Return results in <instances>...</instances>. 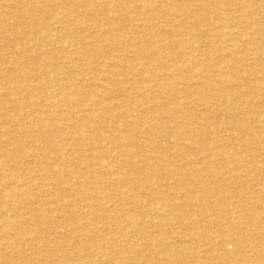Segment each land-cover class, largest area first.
<instances>
[{
  "label": "bare ground",
  "instance_id": "1",
  "mask_svg": "<svg viewBox=\"0 0 264 264\" xmlns=\"http://www.w3.org/2000/svg\"><path fill=\"white\" fill-rule=\"evenodd\" d=\"M46 1L18 0V3L27 6L29 14L36 11L41 15H51L47 12L50 7L54 9L58 2L63 11L58 20L67 26H59L61 30H55L53 24L57 21L51 22L52 26L46 22L47 25L41 24L44 30L38 32L40 29L36 30L37 20L33 22V15L30 17L25 13V17L21 12L16 15L18 8L15 7L11 18L16 27L26 28L22 31L26 35L22 42H17L18 47L11 46L16 40L11 44L7 40L6 46L9 44L12 57H29V65L34 67L36 59L30 54H35L30 52L27 35L44 46L43 42L48 37L49 41L58 43L56 46L60 51L63 45L57 39L67 29H81L82 17H87L94 24L91 29H86L91 32V41L85 42L83 37L73 39V43L66 40V43L73 44L71 53L77 58V61L72 57L71 61H66L78 71V81L76 79L75 83H71L70 78H66L67 72L64 74L56 63L51 61L48 65L59 70L51 77L54 87L60 91L61 101L67 106V109L64 106V111H59L63 112L64 122L70 121L72 137L78 140L81 134L86 135L87 144L98 149L99 154L95 152L97 156L93 154L86 159L83 147H75L76 143L72 144L68 138L55 143L50 139L52 142L44 144L37 164L43 165V175L58 187L64 176L77 181L74 189L80 192L74 196L78 205L70 212L78 210L79 201L85 202L86 208L80 209L79 213L90 216L91 221L89 224L79 222L72 225L63 213L66 202L61 190L49 194L58 201L54 212L61 217L59 222L71 224L72 228L68 229L75 232L71 241L77 251L69 253L62 247L63 243L55 244L53 239L55 242L52 245L45 234L38 235L41 224L38 223L39 217L38 220L34 218L37 209L30 199V203L26 204L28 188L25 193L21 191L24 197L18 196V188H13L7 194L17 201L15 204L20 206L18 210L21 211L12 210L14 220L10 221L11 225L3 224L4 221L0 224L4 237L1 247L5 250L3 255L0 254L3 259L0 264H264V0H133L137 4L134 6L138 16L130 21H134L131 29L125 31V18L122 20L119 12L129 10L131 4L121 7L118 0H85L81 4L75 3V0H54L47 8ZM89 5L97 9L93 11L94 8ZM93 12L100 13L102 21ZM55 17L54 20H57ZM100 26L107 27H101L96 33L94 29ZM12 29H0L2 39L12 34ZM143 31L148 32L145 34ZM121 33H127L129 39H137L139 33L142 41L139 38V44H131L129 39H122ZM13 35H16L15 32ZM151 38H157V44H153L155 40L151 41ZM99 47L103 49L99 50ZM98 58L101 63H95ZM12 62L7 63V67L16 73V91L35 92L38 88L36 84L40 86L51 79L47 74L49 70L43 71L45 75L42 78L38 77L39 74L30 73V70L24 75L19 70L22 66L17 70V63ZM7 73L3 74V70L0 73L3 84ZM24 81L25 84L22 83ZM16 91L12 92L13 95ZM46 92L38 93V100L50 101L51 107L56 106L59 100L54 95L57 93ZM6 97L0 96V100L4 99V102L0 101V107L11 101ZM31 97H28L31 100L29 105H35L34 97ZM16 100L19 107L21 102L18 97ZM25 106L27 108L26 104L22 108ZM241 106L248 109L245 114L239 110ZM44 112L43 106H39V110L32 113L34 120L41 121ZM1 116L9 119L10 115ZM44 127L48 128L46 124ZM18 132L19 129H2V134L7 137ZM18 150L15 148L12 151L18 153ZM111 154L120 166L111 163L113 159L107 162ZM47 158L52 161H47ZM20 167L11 169L16 174ZM98 168L105 169L97 172ZM153 175L158 179L156 184L151 182ZM4 176L6 178L7 175ZM22 176L16 174L17 180ZM92 181L96 186L89 183ZM88 184L92 188H88ZM41 186L48 190L44 184ZM103 191L106 195L102 194ZM81 193H85L86 197L81 198ZM211 197H214L213 201L209 199ZM49 198L44 202L49 203ZM10 211L9 208L6 212ZM24 214L28 217L23 218ZM79 215L75 214L76 217ZM43 219L47 225L58 229L60 224L54 218L48 215ZM27 225L38 234H26ZM78 227L83 228L81 231L84 230L89 239L79 238ZM20 235L21 239H28L33 250L27 253L23 250L25 245H21L20 255L15 257L14 253L18 250L13 245ZM91 239L93 244L89 243ZM137 243L142 244L139 252ZM99 250L106 253L104 257L97 256ZM142 253L148 257L145 263Z\"/></svg>",
  "mask_w": 264,
  "mask_h": 264
},
{
  "label": "rangeland",
  "instance_id": "2",
  "mask_svg": "<svg viewBox=\"0 0 264 264\" xmlns=\"http://www.w3.org/2000/svg\"><path fill=\"white\" fill-rule=\"evenodd\" d=\"M1 2H0V4H2V6L0 5V29H2V28H4V29H8V30H11L12 28V31H13V33L12 34H10V35H7V37H6V39H2V36L3 35H1L2 33H0V61L1 62H3L2 64H1V62H0V73H2V70H3V74H5V72L8 74L7 76H6V78L8 79H6V81H5V84H3L2 82H0V96H2V97H4L5 95H7L10 99H11V101L9 102V103H7L6 104V106L4 105L3 107L1 106L0 107V224H2L3 223V221H4V223L3 224H5V225H11L10 223L11 222H13L12 221V215H14V214H12L13 213V211L12 210H18V208L20 207L18 204H15V203H17V201H14V200H12L8 195L9 194H7L8 192H11L12 191V189L13 188H18L19 190H20V194L18 195V196H22L23 195V197H24V195L25 194H28V196L27 195H25V197H29V198H27L26 200H28V202L26 201V204H29L31 201H33V206H35V209H37L36 210V215H35V219L36 220H40V221H38V223H39V225L41 224V233L40 234H38L37 233V231L36 230H34V228H32V226L30 227V226H28V227H25V228H27V230H28V232L26 233V234H38V235H41L42 234V236L44 235L45 237H47V239L46 240H50L49 241V243L50 244H52V245H54V242L55 241H53V239L54 240H56V242H55V244H58L59 242H61V244L63 245L62 247H64V249L67 251V252H69V253H74V251H77L76 249H77V247L74 245V243H72L73 241H71V240H73L74 239V237H75V232H73L72 230L71 231H69V229H70V227L72 228V225H78V223L79 222H84L85 224H89L90 223V221H91V219H90V216H88V215H82V214H80L79 212L80 211H82L83 209H85L86 208V203L85 202H82V201H79L80 202V207H78V210H76L75 212H73V213H71L70 212V210H72V208H73V210H75L76 209V207H77V205H78V202L76 201V199H75V196H74V194L75 193H77L78 191L77 190H75L74 189V187H76L77 186V181H75V180H73V179H68V178H66L65 176L64 177H61V180H60V187H58L56 184H53L52 182H50V180H48L44 175H43V165H37V164H39V162H38V160H39V158H38V156L40 157V153H42V150H44V144L45 145H48L47 143L48 142H52V140L54 141V143L55 142H59V141H61L62 140V138H68L69 140V142L71 141V143L73 142L74 144H75V147L76 146H82L83 147V150H84V154H83V157L84 158H86V159H88V158H90L91 156L90 155H95V156H97L98 154H99V152H98V149H93V148H91V146H89L88 144V140H87V136L85 135L84 136V134H81L80 136H79V139L78 140H76L75 138H73L72 137V134H71V132H72V129L70 128V125H71V123H70V121L69 122H64V120L65 119H63L62 117H63V115H62V113L63 112H60V111H64L65 110V108L67 107V106H65L66 104H65V102L64 101H61V94H60V91L59 90H57L56 89V87H54V81H53V77H51V75H53L55 72H59V70L56 68V69H54V67H50V65H48V64H51L52 62L53 63H56L58 66H61V68H62V71L64 72V74L66 75V78L67 77H69L70 78V82L71 83H75V80L77 79V81H78V79H79V75H77V73L76 72H78L77 70L75 71V69L74 68H72V66L70 65L71 64V62L70 63H68L67 61H71V57H72V59H74L75 61H77V58H76V56L75 55H73L72 53H71V51H72V48H73V44H69V42H72L73 43V39H79L80 37L82 38L83 37V40L86 42V41H91V38H90V31H86V29L88 30V29H91L92 28V26L91 25H93L94 26V24H92L90 21H88V18L87 17H82L81 18V20L83 21V23H82V21H81V25L80 26H83L81 29L80 28H75V29H67V31L63 34H61V37H59V39H57V40H61V42L59 43V44H61V45H63V50L65 49V47H67L64 51L63 50H60V51H58V49H57V44L58 43H56V42H51V41H49V38L47 37L46 38V41L45 42H47V40H48V43H45V42H43V44H45V46L44 45H39L38 43H37V40L35 39V40H32L33 38L32 37H30V35H27V38L29 39L28 40V42H29V47H30V52L31 53H34L35 54V56L33 55V54H30V55H32V57H34L35 59H36V62H35V65H34V67H33V65L31 66V65H29V57H25L24 58V56H22V58L23 59H21V56L20 57H18V58H14V57H12V55H10V53H12V50H10L9 49V44L6 46V42H7V40L8 41H10V44L11 43H14V40H16L15 41V43L14 44H12L11 46H15V47H18L19 46V42H22L23 41V36H25L26 34H24L22 31H24V30H26V28L23 26V27H16L15 26V22H13V20H12V18L11 17H13V10H14V8L16 7V9L17 10H15V12H16V15L17 14H20V12H21V15H24L25 17H26V14L28 13V12H30L29 10H28V7L26 6H24V4H19L18 3V0H0ZM15 1H16V3H15ZM48 1V0H47ZM47 1L45 2L46 3V6H48L47 8H49L51 5H52V3H53V1L54 0H49V2L47 3ZM66 1V0H65ZM68 1V0H67ZM75 1H77V2H75V3H78V2H80V3H78V4H81V3H83V2H85V0H82V1H78V0H75ZM131 0H122V1H120V0H118V2H119V6H120V4H122L121 5V7H124V6H126V5H130V9L128 10V9H124V10H121L120 12H119V17L123 20L124 18H125V20H124V22L123 23H125L126 22V27H124L125 29H124V31L125 30H129V29H131V25L133 26V22L131 23L130 21L132 20V18H134V17H136V16H138V12L136 11V8H135V6L134 5H137L136 4V2H134L133 0L130 2ZM12 2V3H11ZM52 2V3H51ZM129 2V3H128ZM10 5H9V4ZM127 3V4H126ZM132 3H134V4H132ZM15 6H14V5ZM4 5V6H3ZM5 5H6V7H5ZM13 5V6H12ZM134 7H133V6ZM18 6V7H17ZM56 6H57V9H56ZM93 7L94 8V10L93 11H95L97 8L95 7V6H93V5H89V7ZM55 8L53 9L52 7H50L51 9H49L50 11L49 12H47V13H52L51 15L50 14H47V15H41L40 13H38V12H31L30 14L28 13L27 14V16H29L30 15V17H32V15H33V19H34V21L33 22H35L36 20V23H37V26H36V30H38V29H40V31H38V32H42L43 30H44V28H43V26L41 25V24H45V25H47L46 24V22H48V24H51V26H52V23H54V21H57V22H55L53 25L55 26H53L54 28H55V30L57 29V30H59L62 26L64 27L65 25H66V23L64 22L63 24H61V22L58 20V19H60V16H61V14H63V11H62V9H60V7H59V5H58V2L57 3H55V6H54ZM59 7V8H58ZM135 10H131L132 8ZM81 8H82V6L81 7H79V9L81 10ZM19 9H22V10H20L19 11ZM54 12H53V11ZM56 10V11H55ZM131 10V11H130ZM7 11V12H6ZM123 11V12H122ZM132 11L135 13V14H137V15H135L134 13H132ZM19 12V13H18ZM127 12V13H126ZM129 12V13H128ZM6 13V14H5ZM26 13V14H25ZM60 15H59V14ZM93 13H95L96 14V17H98V19L99 20H101L102 21V15H101V17H100V13H97V12H93ZM126 15H125V14ZM131 13V14H130ZM161 13V15L163 14L162 12H160ZM11 14V15H10ZM32 14V15H31ZM35 14V15H34ZM36 14H37V16H36ZM40 14V15H39ZM57 14V15H56ZM8 15H9V17H8ZM16 15H14V16H16ZM50 15V16H49ZM56 17H55V16ZM129 15H130V17H129ZM133 15H135V16H133ZM126 16V17H125ZM54 17L55 18H57V20H54ZM168 18H170L169 16H167ZM38 18H41V19H38ZM44 18V19H43ZM47 18H48V20H47ZM87 18V19H86ZM166 17H164V18H162V19H165ZM2 19V20H1ZM36 19V20H35ZM64 19V18H63ZM86 19V20H85ZM129 19V20H128ZM3 20H5V21H3ZM12 20V21H11ZM41 20L42 21H44V20H46V21H44V22H41ZM53 20V21H52ZM84 20H85V22H84ZM122 20H121V22H122ZM11 21V22H10ZM129 23H128V22ZM3 22V23H2ZM39 22V23H38ZM41 22V23H40ZM52 22V23H51ZM128 23V24H127ZM5 24V25H4ZM8 24V25H7ZM13 24V25H12ZM56 24V25H55ZM115 25H117V22H115L114 23ZM168 24H170V23H168ZM7 25V26H6ZM12 25V26H11ZM39 25V26H38ZM41 25V26H40ZM103 25H106V24H103ZM15 26V27H14ZM58 26V27H57ZM59 26H61V27H59ZM67 26V25H66ZM90 26V27H89ZM2 27V28H1ZM40 27V28H39ZM89 27V28H88ZM101 27L102 28H106L107 26H105V27H103V26H100L99 28H95L94 29V31L95 30H97V31H95L96 33H99L100 32V29H101ZM10 28V29H9ZM34 28H35V25H34ZM43 28V29H42ZM166 29H167V27H165ZM165 28H163V31H165L164 29ZM23 29V30H22ZM76 29H77V31H76ZM84 29V30H83ZM99 29V30H98ZM61 30V29H60ZM72 30H74V31H72ZM86 31V32H85ZM14 32H15V34L16 35H13L14 34ZM19 32V33H18ZM73 34H72V33ZM145 34H147V32H145V31H143ZM21 33V34H20ZM22 33H23V35H22ZM68 33V34H67ZM72 35H71V34ZM75 33V34H74ZM142 33V32H141ZM67 34V35H66ZM126 34V35H125ZM125 34H123L122 35V33H121V35H122V39L123 40H125L126 41V39L128 40L129 39V37H128V35H127V33H125ZM22 35V36H21ZM71 35V36H70ZM78 35H79V37H78ZM11 36H13V39L11 38ZM15 36V37H14ZM19 36H21V37H19ZM64 36V37H63ZM68 36V37H67ZM74 36V37H73ZM155 36V35H154ZM31 38V39H30ZM86 38V39H85ZM125 38V39H124ZM140 38V39H139ZM69 40V42H67L66 43V40ZM71 39V40H70ZM88 39V40H87ZM90 39V40H89ZM138 39H139V41L141 40L142 41V39H141V37H139V33H138V38L136 39V38H134V39H129L130 41V43L131 44H134V42H135V44H139L140 42L138 41ZM153 39V40H152ZM56 40V41H57ZM63 40V41H62ZM155 40V41H154ZM58 41V42H59ZM125 41H123V42H125ZM138 41V42H137ZM151 41H154V42H152L153 44L154 43H156L157 44V38H151ZM18 42V43H17ZM28 42H27V45H28ZM64 42H65V46H64ZM128 42V41H127ZM2 43H4L2 46H1V44ZM52 44V45H51ZM134 44V45H135ZM50 45H51V47H50ZM7 49H6V48ZM33 47V48H32ZM45 47V48H44ZM3 48H4V50H3ZM38 48V49H37ZM54 48V49H53ZM35 49V50H34ZM71 49V50H70ZM99 50H102L103 48L102 47H99L98 48ZM106 49V48H105ZM6 50V51H5ZM40 50V51H39ZM46 51V52H44V51ZM52 50V51H51ZM44 53H43V52ZM68 51H70V52H68ZM167 51V50H166ZM166 51H164V52H166ZM38 53V54H37ZM54 55H53V54ZM39 54H41V55H39ZM44 54H45V56H44ZM51 54H52V56H51ZM112 54H115L114 52H112ZM7 57H6V56ZM10 55V56H9ZM70 55V56H69ZM3 56V57H2ZM38 56H41L40 58L38 57ZM54 56V57H53ZM64 56V57H63ZM107 56V55H106ZM47 57V59L45 60V58ZM58 57V58H57ZM6 58H8V59H6ZM27 58V59H26ZM39 58V59H38ZM50 58V59H49ZM5 60V61H2V60ZM10 59H12L11 61H10ZM14 59V60H13ZM16 59V60H15ZM60 59V60H59ZM9 62H8V61ZM18 60V61H17ZM20 60V61H19ZM42 60H45V62H43ZM67 60V61H66ZM101 59H97L96 61H95V63H101V62H99ZM13 61V62H12ZM27 61V62H26ZM41 61V62H40ZM48 61H49V63H48ZM52 61V62H51ZM17 63L16 65L18 66L17 67V70H18V68H19V66L21 67L22 66V70H21V68H19V70H20V72L21 73H23L24 75H27V73L29 72V70H30V73L32 72V73H36L37 75L39 74V78H42L45 74H44V72L45 71H48L47 72V74L51 77V79L49 80V81H47L46 83H43L45 86H43V84H41L40 86L39 85H37L36 83H33V84H36V87L38 86V88L35 90V92H32V93H30V92H28V90H21L20 88H18V89H20V90H18V91H16L17 90V87H16V84H15V81L17 80L16 79V73H15V71H13V70H8V67H7V63L9 64V63ZM46 62H47V64H46ZM64 62V63H63ZM40 63V64H39ZM43 63V64H42ZM44 63H45V65H44ZM83 63V62H82ZM18 64H20V65H18ZM65 64V65H64ZM67 64V65H66ZM64 66L66 67V68H64ZM3 67V68H2ZM26 67V68H25ZM31 67V68H30ZM47 67H50L49 69L47 68ZM24 68V69H23ZM29 68V69H28ZM64 68V69H63ZM72 68V69H71ZM32 69H33V71H32ZM25 70H27V71H25ZM40 70H42V71H40ZM51 70V71H50ZM65 70V71H64ZM10 71V72H9ZM25 71V72H24ZM44 71V72H43ZM73 71L75 72V73H73ZM38 72V73H37ZM52 72V73H51ZM11 73V74H10ZM72 75V76H71ZM13 77H15V78H13ZM54 78H55V76H54ZM73 79V80H72ZM34 81V80H33ZM36 81V80H35ZM40 81V80H39ZM10 82V83H9ZM25 82L26 81H24V82H22V83H24L25 84ZM13 83V84H12ZM21 83V84H22ZM23 84V85H24ZM1 85H3V86H1ZM4 85H6L7 87H9V88H7L6 86H4ZM23 85H21V86H23ZM4 87H6V88H4ZM42 87V88H41ZM15 88V89H14ZM41 89V90H40ZM48 89V90H47ZM13 91H16L15 92V94L13 95ZM42 91V92H41ZM46 91H48V92H46ZM6 92V93H5ZM44 92H46V93H50V94H53V93H57L56 94V96L54 95V98L56 99V100H59V102L56 104V106H54V105H52V107H51V102L50 101H42L41 99L40 100H38V93H44ZM52 92V93H51ZM11 93V94H10ZM27 93V94H26ZM5 94V95H4ZM59 94V95H58ZM29 96H32L31 98H33L34 100V103H36L35 105H29V103L31 102V100H29L30 98H28ZM8 97H6V98H8ZM18 97V101H20L21 102V104H20V106L19 107H17L18 106V103L16 102L17 100H16V98ZM36 97H37V99H36ZM13 98V99H12ZM88 98H91V97H89L88 96ZM88 98H87V100H88ZM22 99L24 100V101H22ZM26 99V100H25ZM62 100H63V98H62ZM87 100H84V101H87ZM1 102H4V99H1L0 100ZM41 101V102H40ZM41 103L43 104V105H41ZM60 103V104H59ZM23 104H26L27 105V108H26V106L24 107V108H22V105ZM43 106V109H44V113L42 114V117H43V119L41 120V121H35L34 120V118H33V116H32V113H34V111L36 112V111H38L39 110V106ZM46 105V106H45ZM60 105V106H59ZM63 105V106H62ZM85 105H89V103H86ZM10 106V107H9ZM35 106V107H34ZM38 106V107H37ZM64 106H65V108H64ZM30 107V108H29ZM32 107H34L33 109L34 110H31L32 109ZM47 107V108H46ZM58 107H60V108H58ZM64 108V109H62V108ZM4 108V109H3ZM9 108H10V110H9ZM14 110H13V109ZM19 108V109H18ZM51 108H52V110H51ZM55 108H56V110H55ZM86 108V107H85ZM240 108H242V106L240 107ZM239 108V110L241 111V113H246V111L248 110V109H246V108H242V109H244V110H242V109H240ZM36 109V110H35ZM67 109V108H66ZM246 109V110H245ZM30 110V111H29ZM51 110V111H50ZM60 110V111H59ZM4 111V112H3ZM20 111H23V112H20ZM24 111H25V113H24ZM31 111H33V112H31ZM53 111V112H52ZM58 111V112H57ZM27 112V113H26ZM28 112H30L29 114H28ZM52 112V113H51ZM24 113V114H23ZM59 113V114H58ZM2 114H8V116H9V119H6V118H4V116H1ZM13 114V115H12ZM16 114V115H15ZM47 114V115H46ZM54 114H56L55 115V117H54ZM13 117H12V116ZM21 115V116H20ZM53 115V116H52ZM15 116V117H14ZM17 116H19V117H17ZM46 116V117H45ZM52 117H54V118H52ZM240 117H241V114H240ZM244 117V116H243ZM4 118V119H3ZM58 118V119H57ZM11 119V120H10ZM22 119V120H21ZM30 119V120H29ZM33 121H32V120ZM48 119V120H47ZM51 119V120H50ZM56 119V120H55ZM61 119V120H60ZM63 119V120H62ZM10 120V121H9ZM52 120H54V121H52ZM57 120L58 121H60V122H58L57 123ZM7 121V122H6ZM49 121H51V122H49ZM62 121V122H61ZM48 123V124H47ZM55 125H54V124ZM61 123V124H60ZM3 124H4V126H3ZM11 124V125H10ZM44 124V125H43ZM45 124L47 125V127L48 128H45L44 126H45ZM51 124V125H50ZM50 125V126H49ZM61 125V126H60ZM63 125V126H62ZM66 125H68V126H66ZM53 126V127H52ZM56 126V127H55ZM65 126V127H64ZM104 126H105V124H104ZM14 127H16V128H14ZM41 127V128H40ZM5 128H8L10 131H11V129L13 130H15V129H19V131L20 132H18V133H12L10 136H4L3 134H2V129H5ZM29 128V129H28ZM33 128V129H32ZM57 128V129H56ZM58 128H60V129H58ZM21 129H22V131H21ZM40 129V130H39ZM54 129V130H53ZM62 129V130H61ZM65 129V130H64ZM67 129H69V130H67ZM70 129H71V131H70ZM60 130V131H59ZM54 131H55V133H54ZM64 131V132H63ZM25 134H24V133ZM38 132H40V133H38ZM231 132H233V131H229L228 133H231ZM44 133V134H43ZM46 133V134H45ZM56 133H57V135H56ZM69 133V134H68ZM73 133V132H72ZM51 134V135H50ZM22 135H25V136H22ZM28 135V136H27ZM55 135V136H54ZM60 135V136H59ZM61 135H62V137H61ZM68 135V136H67ZM47 136H49V137H47ZM7 139H9V140H7ZM28 137V138H27ZM35 137V138H34ZM55 137V138H54ZM27 138V139H26ZM33 138V139H32ZM49 140H48V139ZM57 138H58V140H57ZM12 139V140H11ZM32 141H31V140ZM38 141H37V140ZM50 139H52L51 141H50ZM85 139V140H84ZM5 142H4V141ZM36 140V141H35ZM42 140V141H41ZM78 141V142H76V141ZM24 141V142H23ZM48 141V142H47ZM81 141V142H80ZM4 142V143H3ZM11 142H13V143H11ZM80 142V143H79ZM83 142V143H82ZM72 143V144H73ZM78 143V144H77ZM88 143V144H87ZM9 144H11L10 146H9ZM42 144V145H41ZM33 145V146H32ZM84 145V146H83ZM22 146H23V148H22ZM38 148H37V147ZM15 149V148H19V150L17 151L18 153H14V151H12L13 149ZM42 148V149H41ZM21 149V150H20ZM64 149V148H63ZM88 149V150H87ZM93 149V150H92ZM27 152H26V151ZM33 150V151H32ZM65 151L67 150V149H64ZM90 150V151H89ZM36 151V152H35ZM92 151V152H91ZM145 151L147 152L148 150L147 149H145ZM21 152V153H20ZM95 152H97L96 154H95ZM145 152V153H146ZM2 153V154H1ZM26 153V154H25ZM28 153V154H27ZM34 153H35V155H34ZM16 154V155H15ZM31 154V155H30ZM113 154V153H112ZM112 154L109 156V157H107V162L109 163V162H111L110 160H112V162L111 163H113L114 165H116L117 167L118 166H120L119 165V163L117 162V158L116 157H114V155L112 156ZM3 155V156H2ZM11 155V156H10ZM22 155H23V157H22ZM8 156V157H7ZM89 156V157H88ZM3 157V158H2ZM4 157H6L7 159H5ZM16 158V159H15ZM4 160V162H3V160ZM18 159V160H17ZM110 159V160H109ZM35 160V161H34ZM47 161H49L50 162V158H47L46 159ZM106 160V159H105ZM52 161V160H51ZM176 162V161H175ZM4 163V164H3ZM30 163V164H29ZM40 163H42V162H40ZM177 163V162H176ZM18 165H20L21 167H20V169L18 170V171H16V174L19 176L20 174L21 175H24V176H22L21 178L19 177V179L17 180V177H16V174H14L15 172H14V170L13 169H11V168H13V167H16V166H18ZM25 166V167H22V166ZM8 166H9V168H8ZM31 168H30V167ZM28 167L30 168V169H28ZM40 169V170H39ZM42 169V170H41ZM103 170L105 169V168H102ZM102 169H100V170H102ZM11 170V171H10ZM26 170V171H25ZM95 170V169H94ZM98 171L97 172H100V170H99V168L97 169ZM118 171H121L120 169L118 170ZM26 172H27V176H26ZM31 173V174H30ZM2 174H3V176H2ZM4 175H7L6 176V178H5V176ZM30 175H34L33 177H31ZM30 176V177H29ZM110 176V175H109ZM9 177V178H8ZM16 177V178H15ZM29 177V178H28ZM110 177H112V178H115L114 176H110ZM4 178V179H3ZM3 179V180H2ZM9 179V180H8ZM23 179V180H22ZM31 179V180H30ZM44 179V180H43ZM35 180V181H34ZM46 180V181H45ZM69 180V181H68ZM155 180V181H154ZM2 181H3V183H2ZM13 181V182H12ZM29 181V182H28ZM39 181V182H38ZM68 183H67V182ZM74 181V182H73ZM130 181V180H129ZM153 181V184L155 183H157V181H158V179H157V177L155 176V175H153V179H151V182ZM21 182V183H20ZM33 182V183H32ZM38 182V183H37ZM42 182V183H41ZM47 182V183H46ZM66 182V183H65ZM69 182H71V183H69ZM2 183V184H1ZM26 183V184H25ZM32 183V184H31ZM65 183V184H64ZM91 185H93V186H96L94 183V181H92V182H89ZM18 184V185H17ZM22 184H24L23 186H22ZM28 184V185H27ZM40 184V185H39ZM45 185V186H47L48 187V190L46 191V189L47 188H42V186L41 185ZM48 184V185H47ZM75 184V185H74ZM90 184H88L89 186H88V188H92L91 187V185ZM32 185V186H31ZM39 185V186H38ZM49 185H50V187H49ZM12 186V187H11ZM19 186V187H18ZM21 186H22V188H21ZM35 186V187H34ZM57 188H56V187ZM28 189H27V188ZM30 187V188H29ZM32 187H34L33 189H32ZM1 188H2V190H1ZM25 189H27V191L25 190ZM36 189V190H35ZM51 189V190H50ZM53 189V190H52ZM63 189V190H62ZM27 192V193H25V191ZM31 190H32V192H31ZM42 190V191H41ZM58 190H61V192H62V195H63V199L65 200V202H66V204H64L66 207H65V210H63V211H65V212H63L64 214H66L67 215V217L71 220V224H68V225H70L69 227H68V225L67 224H65V223H62L61 224V222H59L60 220H59V218L61 219V217H59V215H56L57 213L56 212H54V210H56V208L58 207V201L57 200H55L54 198H52L49 194H53L52 192L54 191L55 193H57L58 192ZM75 190V191H74ZM104 190V189H103ZM21 191H23V192H21ZM29 191L31 192V194H29ZM51 191V192H50ZM71 191V192H70ZM50 192V193H49ZM80 192V191H79ZM22 193V194H21ZM103 195L105 194V192L103 191V193H102ZM31 195V196H30ZM37 195V196H36ZM106 195V194H105ZM109 194L107 193V196H108ZM47 198H46V197ZM65 196V197H64ZM81 198H83V197H86V194L85 193H81ZM110 196V195H109ZM19 197V198H20ZM32 197V198H31ZM42 197V198H41ZM50 197V198H49ZM70 197V198H69ZM72 197V198H71ZM36 198V199H35ZM50 199L49 200V203H46V202H44V200L45 199ZM68 198V199H67ZM213 198L214 197H211V198H209L210 200H212L213 201ZM29 199H30V202H29ZM32 199V200H31ZM106 198H104V200H105ZM72 200V201H71ZM10 201V202H9ZM37 201V202H36ZM53 203H52V202ZM57 201V202H56ZM69 201H70V204H69ZM12 202H13V206H12ZM8 203V204H7ZM55 203V205H54V207H52L53 206V204ZM111 203V202H110ZM32 204V203H31ZM38 204V205H37ZM41 204H42V209H40L41 208ZM45 204V205H44ZM50 204H52V205H50ZM5 205V206H4ZM14 205H16L15 207H14ZM37 205V206H36ZM40 205V206H39ZM68 205H70V207L68 206ZM12 206V207H11ZM13 207L15 208V209H13ZM17 207V208H16ZM38 207V208H37ZM50 207V208H49ZM85 207V208H84ZM11 209V211H10V213H8V212H6L7 211V209ZM46 208V209H45ZM44 209V210H43ZM67 209V210H66ZM81 209V210H80ZM5 210V211H4ZM72 210V211H73ZM80 210V211H79ZM19 212L21 211V210H18ZM12 212V213H11ZM53 212V213H52ZM67 212V213H66ZM79 213V214H77V213ZM56 213V214H55ZM39 214V215H38ZM72 214V215H71ZM75 214L76 215H79V216H75ZM8 215V216H7ZM11 215V216H10ZM27 216H25V214H24V217L23 218H27L28 217V214H26ZM38 215V216H37ZM47 215V216H46ZM48 215L50 216V218L52 217V219L55 221L56 220V222H59V224L60 225H58V229H56V228H53L51 225H47L46 224V222H44L43 220V218H46V217H48ZM1 216H3V217H1ZM41 216H43V217H41ZM54 216V217H53ZM69 216H71V217H69ZM74 216V217H73ZM86 216V217H85ZM6 217V218H5ZM39 217V218H38ZM76 217V218H75ZM38 218V219H37ZM2 219V220H1ZM58 219V220H57ZM88 219H89V221H88ZM14 220V219H13ZM42 220V221H41ZM88 222H87V221ZM11 221V222H10ZM9 222V223H8ZM41 222V223H40ZM74 222V223H73ZM76 223V224H75ZM13 224V223H12ZM65 224V226H64V228H61V227H63L62 225H64ZM44 228V229H43ZM48 228H50V229H48ZM52 228V229H51ZM66 228V229H65ZM69 228V229H68ZM30 229V230H29ZM46 229V230H45ZM64 229V230H63ZM80 229V230H79ZM83 228H81V227H78V229H77V232L80 234L79 235V238H81V240H87V239H89V236L88 235H86L85 234V231L83 230V231H81ZM20 230V229H19ZM32 230V231H31ZM43 230V231H42ZM45 230V231H44ZM54 230V231H53ZM65 230H66V232H67V230H68V232L67 233H69V235H67V233H65ZM36 231V232H35ZM48 231H53V233H51V232H48ZM64 231V232H63ZM42 232H46V233H42ZM58 233V234H57ZM63 234V236H62V238L60 237L62 234ZM73 233V234H72ZM82 233H84V235L82 234ZM0 234L2 235H0L1 237H0V254H4L3 253V251L5 252V250H4V248L3 247H1L2 246V244H1V242H3L4 241V237H3V232L1 233V230H0ZM22 234H24V233H22ZM51 234H53V235H51ZM81 234H82V236H81ZM47 235V236H46ZM50 235V236H49ZM56 235V236H55ZM67 235V236H66ZM59 236V237H58ZM65 236H66V239H65ZM3 237V239H1ZM19 237V239H17L18 241L16 242V243H14V245L16 246H14L13 245V248L16 250H18V251H16L15 253H14V256L16 257L17 255H20V253H19V247L22 245V246H24L25 248L23 249L25 252H27V253H31L32 251H30L31 249L33 250V247H32V244L30 245V243H29V241H28V239L27 240H25V238H23V239H21L22 238V235H20V236H18ZM21 237V238H20ZM51 237V238H50ZM57 237V238H56ZM49 238V239H48ZM94 238V239H93ZM126 238H131V237H125L124 239H126ZM30 239V238H29ZM92 239L93 240H95V237H92ZM92 239H91V241L89 242V243H91L92 242V244H93V242L94 241H92ZM23 243H22V242ZM28 241V242H27ZM31 242V241H30ZM66 245H65V244ZM27 244H28V246H27ZM122 244V243H121ZM72 245V246H71ZM123 245V244H122ZM137 245V247H138V252L142 249V244H140V243H137L136 244ZM31 246V247H30ZM71 246V247H70ZM26 247H28V248H26ZM66 247V248H65ZM70 247V248H69ZM74 247V248H73ZM141 248V249H140ZM140 249V250H139ZM152 252L154 251V250H151ZM98 252V255L97 256H102V257H104L105 255L104 254H106L105 252H102V250H99V251H97ZM145 253H142V261L144 262L145 260H148V257H147V255L145 256L144 255ZM2 255H0V261H2L3 259H1V257H2ZM104 255V256H103ZM140 255V254H139ZM138 255V256H139ZM146 258V259H145ZM125 259V258H124ZM123 259V260H124ZM73 260H75V258L73 259ZM123 262V261H122ZM146 262V261H145ZM144 262V263H145ZM18 264H21L20 262L18 263ZM111 264H120V263H111ZM122 264H124V263H122ZM149 264V263H148Z\"/></svg>",
  "mask_w": 264,
  "mask_h": 264
}]
</instances>
